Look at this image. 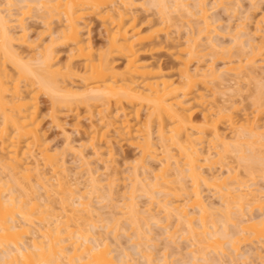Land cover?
Returning a JSON list of instances; mask_svg holds the SVG:
<instances>
[{
  "label": "bare ground",
  "instance_id": "1",
  "mask_svg": "<svg viewBox=\"0 0 264 264\" xmlns=\"http://www.w3.org/2000/svg\"><path fill=\"white\" fill-rule=\"evenodd\" d=\"M18 1L22 4L17 2L21 5L18 6L17 4V11L14 9L16 4L13 0L0 1V148L2 149L0 151V264H128L130 261V255H128V252L124 251V249L123 251L120 250L122 252L121 256L119 255V260L117 259L118 257L115 258L111 254V243L107 240V238L102 237L101 234H99L100 232L97 233L98 231H94L97 226L93 225L94 229L91 227L92 229L88 228L84 232L81 231V224L90 225L89 221L98 222L102 212L100 211L101 213H99L96 211L93 208L91 201L87 200L92 193L89 195L86 192L88 194L86 199V195L82 192V189H79L82 194L78 195L77 200L71 202L70 197L79 193L77 188L80 187L77 185L82 182H80L78 176V178L72 179V177H70L71 175L67 173L66 167L61 159L62 155L58 157L59 155L56 152L54 153V151L52 152L51 150L50 152L47 145L44 144V141L42 142L43 139L39 131L40 121L38 118L39 98L43 93L50 98L52 104L51 108L53 111H55L57 109L56 107L59 106H65L69 110L73 111L74 109H79L83 105L91 106V103L95 105L99 104L100 106L98 110H96L98 112L97 115L100 114V120L98 119V121H100L99 126L103 124L105 125V129L102 128V132L94 131V133H92L89 140L90 145L94 146L97 143V138L100 137L101 139L107 135L106 133H111V130L109 132L106 131V127L110 128L109 126L111 125V127H114L116 128L115 130L119 131L117 135L121 134L120 136L126 138L125 141L127 140L131 146H134L140 152V157H136L138 159L135 158L136 161L134 160L133 165L136 163V167L138 163H143L145 166H148L149 164L147 161L149 160L146 161L148 158L150 160H156V158L160 156L159 154H161L158 152V149H160L158 145H160L163 150L161 151L160 149L163 154L162 159L160 158L162 165L161 167L159 166V169L155 172V177L163 182L161 183L157 179L155 180L156 183L155 181H152V185H149L151 182L147 180V177H141L137 173L136 167L134 166L136 174L134 175L132 172L134 175H132L133 185L131 184L132 189L129 191L133 194V196H130L131 194H127L129 196L126 198L129 200H126L127 202L124 201L123 205L125 206L120 208L124 209L123 211L121 210V217L122 215H126L125 217H127V220H131L130 225L134 226L139 232H142L144 229L141 228V224L139 223L140 217L142 221L148 219V215L150 214L149 212L152 209L150 210V207L148 206L149 208L145 209L150 210L149 212H147V210H144L145 212L139 211L142 209H138L139 206L137 205V202H135L137 199L134 201V197L135 193L141 189L145 192L146 190L144 189L147 188L146 183L149 182L148 187L152 186L151 191L149 190L150 187L147 189L149 192H152L154 189V192H157V189L159 191L162 187H160L161 184L164 186L162 189H166V192L169 187L171 190H175L174 187L184 189L183 191H185V193H182V196L186 194L185 196L188 197L185 199L186 203L183 202L184 199L181 198L180 199L182 201H180L183 202V204L179 203L177 201L178 199L176 201L174 200V202L169 201L171 203H168V201L165 200L164 202H160L163 203L160 204L163 208L161 206L160 207L163 209L162 211L166 213V215H164L168 221L170 218L175 217L176 224L186 226V228L185 226L183 227L184 230L186 229L187 231L186 235L190 236L193 240L198 238L197 247H200L199 244H201V246L204 245L201 247L202 250L204 247H211L213 248L211 252L218 251L217 254L220 253V255H226L225 250L227 248L224 249V247H226L224 246L226 243L229 246L227 247L230 249V251L228 249L226 252L235 253L240 249V244L242 243L250 242L253 244L255 241L259 242L264 240V212L260 213L258 216H247L246 214V212H248L246 209H264V185L260 186L256 184V182L251 184L246 182L249 185L245 184V181L237 179L238 174H234L235 171L233 172L234 175L231 174L234 169L232 168V170L229 168L230 166H227V172L229 175L227 173L226 176H218L217 173L216 176L215 174L208 175L206 174L207 172L204 171L205 168L211 169L214 163L216 164L219 162L220 158L228 153L235 154V156L237 155L236 157H238L240 161H243L244 164L249 162L250 164L246 163L245 165L248 172H253L256 169L254 165L259 164L258 160H262L264 158H259V155L261 154L260 151L264 153L262 149L264 148V129L261 130L264 128V121L262 120V123L259 119V116L264 113L259 114L264 111V108H262L264 107V102H262L264 96L262 95V101L259 100L260 97L257 102L255 101L256 104L259 102L262 104L256 105L258 106L257 109L259 113L255 110V112L258 113H255V115H258V121L262 124L258 122L255 123L257 118L255 119V117H253L255 120H252L249 116H247L248 118H242L243 120L240 119L241 121L239 126L236 125L237 123H234L236 121L233 116V112L235 110L233 109H235L238 105L228 107L220 105H218L220 106L218 107L217 104L215 106L210 105L208 106L209 108H206V110L202 113V119L198 122L193 118V112H188L189 107L187 104H191L190 101L192 100L199 106H204V104L208 103L207 94H205L207 86L212 82L213 84L216 83L214 81L221 78V74H219L221 70H218V75L217 69L213 67L214 64H211L213 66L209 67L197 65L193 70L191 69V63L196 58H200V55H203L200 54L199 48L201 47V39L205 37L206 40H210V43L212 44L211 32L212 30H215L216 27L215 25L214 27L213 24L218 22L215 18H213V21L209 20L211 18L208 15V9H206L203 5V0H199L200 3L202 2L201 4L197 0L198 4L196 5L198 8L195 7L196 5H193V8L192 6H189V4V7H187L188 2H186V4L184 3L186 0H172L174 1V8L177 10L180 9V14L184 12L183 14L185 16L187 14L189 18L191 17V20H195L196 18L193 17L197 16V20L200 21V25H198L197 29L194 27L193 29L191 28L194 25H191L190 28L189 26H186L188 27V39L186 38L187 41L184 45H180L182 43L178 44L179 42L173 43V39H170L168 33L165 37L161 38V34L166 30L165 24H169L171 22L173 23L177 18L173 16L174 12L171 14V11L174 9L168 10L169 7H167L166 3L169 0H154L157 2V16L159 14L161 18H157L158 21L156 19L153 20V17L150 15L152 18H143L144 20H142L141 23H139L138 16L133 14L134 10H132L136 4H139L136 0H33V2L35 1L38 6L37 9H40L42 12L41 14L47 19V23H49V21L52 22L54 19L62 22L60 24L61 26L59 25V27L55 30V35H53L54 33L52 32L53 36H51V39L49 40L50 42L48 44H44L43 48L38 47L41 50L38 51L37 55H35L36 57L34 56L33 58L30 56L28 57V60L23 59L22 56H20L21 52L19 51V53L16 51L12 43H14V40L16 41V39H21L24 43H26L25 39L27 33L25 31L27 28L24 27V21H26L25 19L27 15L32 13L31 9L34 3L32 2V5L30 0ZM151 3L153 4V1H151ZM36 4L34 5L35 7H37ZM145 4L146 3H144V6ZM190 8H192V10ZM193 9H197L195 14L193 13ZM88 15L96 16L98 20L102 22V26H104L106 29L105 31L107 32V46L100 48L98 51L95 50L90 38H85L83 34L85 20ZM261 17L262 19H260V21L262 20L264 22V14ZM14 27H20V30L22 29V33H16ZM177 27L179 28V25ZM48 28L51 29L50 25ZM16 34L18 36H16ZM215 42L212 45L208 43L210 45V47H208L210 49L218 47ZM238 42L239 40H236L237 45L240 44ZM252 42H249L250 46ZM27 44L29 45V42ZM55 44H61L68 48L69 52L66 51L69 53V56H67L68 60H66L68 62L65 64H60L58 60H56V53L54 50ZM201 44L203 47L202 42ZM204 44L205 47L206 43ZM262 46L264 47V43ZM262 46L259 48L262 49ZM252 47L254 48V46ZM251 51H254V53L251 52L254 56L256 51L252 49ZM161 52H165L167 55L173 57L174 61L177 63L176 70L175 68L173 69L172 66L167 69L163 64L156 63L157 55L159 53L161 54ZM251 56L246 58V61L243 60V58H240L238 61H230L231 63H227L228 65L225 64L227 65V67L224 65L225 73H229L230 78H234V76H236L235 80L237 77L239 78V76L240 79L241 76H250L252 79H255L258 76L257 73H253L252 69H250L251 71L249 70V72L248 68H246L248 64L251 65V63H256L254 59L256 54L254 57ZM117 58L124 59V65L121 69L117 67ZM74 59H81L80 62H82L81 65L83 70L79 69V71L77 69L75 63L73 62ZM9 63L12 65L11 69L7 66ZM243 63H246L247 65L244 64V66ZM224 71L220 73H224ZM230 74L234 76H231ZM244 74L246 75L244 76ZM223 76H225V74ZM76 79L80 80V82L77 81L78 84L75 82ZM228 79L229 78L224 80ZM222 80L223 79L221 78L220 83H224V80L223 82ZM217 81L219 82V80ZM135 103H138L139 105L134 109V112H132L134 113L133 116L136 118L140 117V109L142 106L146 108L148 113L146 115V121L144 120L145 124L142 126L140 122L139 127H137V129L135 127L134 130L131 126L133 123L130 124L131 121L128 116H131L132 114H127L125 111L127 106L125 104L134 106ZM111 104L116 106V112L113 114L109 111V108H112L110 107ZM260 108H262V110ZM121 112L124 117L120 115L123 119H121V122L119 121V123L117 116L120 117L118 114ZM53 118H55V116H53ZM225 119L232 126H238V128L235 126L237 131H234L236 133H234L235 136L233 134L234 137L232 136V139L229 138V140H226L227 138H225V135H222L219 127L220 121L226 122ZM135 122H137V120ZM153 124L156 127V133L159 139V141H156H158L157 143L159 144L153 142L152 139L153 129L151 127H153ZM97 126V124L96 126L94 125V130ZM207 136L212 138L208 139L212 140V146L217 155H219V159L217 160L214 156H212L213 154L210 153L212 146L209 149L210 151L207 149L208 152L203 150L205 147L203 143H205L204 141L207 139ZM66 137H68V135ZM69 140L70 139L68 137V141ZM68 145L73 148L70 142ZM79 146L78 148H80ZM35 147L38 152L33 150ZM109 148H112L113 150V147L110 146ZM6 150L7 154H4L3 152ZM175 151H178V155ZM113 153L111 151L108 155L113 157ZM94 155H98V152ZM85 158H87L86 155ZM24 159L26 160L25 163ZM172 161H174L175 168L172 169L173 174L170 173L171 178L173 179L169 180V167H171ZM262 161L264 162V160ZM40 163H43V166L47 165L46 168L49 166V172L53 170L52 177L55 183H48V181H51L52 179L46 176V172L41 171L42 168L45 167H41L42 164L40 165ZM85 163L88 165V162ZM252 164L253 166H251ZM87 165L85 164V166ZM88 167L89 166L86 167L88 171H85L81 166L84 173L86 172L85 174L88 173L89 175V178L87 177L90 183L88 184V187H91V191H96L99 189L100 181L97 178L98 175L96 176L93 169H91L92 167ZM81 168L79 173H81ZM141 168L142 167H140V169ZM253 168L254 170L252 171ZM1 169H3L5 173L7 171L9 176H6L9 179L4 180ZM146 170L144 171V174ZM33 173H36V176L33 175ZM255 174V171L254 174H251L253 178L256 177L254 176ZM173 176L178 178L175 177V180ZM183 176L186 178L184 179ZM188 177L191 180L189 182L192 183L191 191H189L190 187L188 189L187 184H185ZM230 177L233 178L231 181ZM111 180L112 179H110V182ZM113 180L115 181L114 178ZM146 180L147 182L145 183ZM157 181L159 182L158 184ZM171 181L174 183L176 182V185L178 186H170L172 183ZM9 182L15 183L14 185H16V187L12 186ZM113 183L114 182L109 183V185L111 184L112 186ZM202 184L212 186V188L214 187L216 194L219 193L220 198L223 201L220 207L217 206L219 209L217 207H212L203 201V193H201L200 189ZM255 184L257 187H255ZM68 185H71L72 188ZM64 186H68L69 190L64 191L63 188L66 189ZM73 186L77 187V190L73 191ZM156 186H159V188H156ZM38 187L43 190V194H41L42 190L39 194L36 192L39 191L36 190ZM137 187L138 190H136ZM162 191H159V193ZM149 192L145 193L151 196V193L149 194ZM154 192H152L151 197L153 198V201L157 198H154ZM114 193L117 194L118 192L114 191ZM178 193L179 192H177V195H179ZM31 194L34 195L32 198H30ZM54 194L58 197H53V199L59 198V201L57 202L62 207L61 210L63 212H61L63 214H61V212L57 213L60 210H55L52 205L53 200L50 198L55 196ZM95 194L98 193L96 192ZM170 195L174 194L171 193ZM180 196L181 195H179V197ZM162 200H164V198ZM39 201H43V204H40ZM150 203L152 204V202ZM188 205L195 210L198 209L197 211L200 214V223L198 225L195 222L196 216L194 217L193 215L195 212L193 211V213L192 210L187 209ZM222 210L223 212L221 214L220 211ZM141 213H144L145 215L147 214L148 217L143 216ZM219 214H221V217L223 216V221H220L223 227L222 230L219 231V233L221 232L220 234L217 233V230H215V227H220L218 226V221L221 219H217L216 217ZM150 215L153 218L155 213L154 215L153 213ZM236 216H238V218ZM142 217H146V219H143ZM209 219H211V224H209ZM119 221L120 220H118V222ZM37 222H39L40 226ZM147 222L148 221H146L145 224H147ZM231 224L235 225V228L237 227L236 232L233 231V235H230L227 231L228 226ZM36 225L38 226L36 227ZM178 225H176V227H178ZM73 228H76L77 231ZM197 228H199L200 231H198ZM184 230L183 232H185ZM115 231L117 232V230L114 229V233ZM138 231L137 233L140 234L141 232L139 233ZM146 233L148 232H145V234ZM170 234H173V232ZM22 235H28L30 237H28L27 240H22ZM113 237H115V235ZM138 237H142V235H138ZM225 239L226 241H223ZM193 240H191V242ZM195 240L194 243L196 242ZM194 243L192 245L196 246V243ZM192 245L190 244L189 247H192ZM262 247H264V244ZM199 249H197L198 252H202L204 254V251ZM141 250L142 249L139 251ZM146 251H148V249ZM190 251H193L192 255H195L194 257L197 256L196 254H193L195 249ZM258 251L259 250H257V252ZM241 252L239 253L240 255L242 254ZM231 253H229L230 255L227 254L229 255V262L228 260L225 261V258L223 259L224 261L221 262L222 258H220V256L218 257V260L216 258L218 264H237V261H235L234 258L236 254H232V257ZM151 255L148 254L146 258L147 264H153V260L151 261ZM258 255L259 252L257 253V256ZM262 256L258 257L262 259L264 257ZM191 257V262H193V256ZM244 257L240 256V259H243ZM248 258L247 254V258H244V260H246H243V264H249L250 258ZM197 260L199 259H195L196 263L192 264H197ZM250 263L252 264V262Z\"/></svg>",
  "mask_w": 264,
  "mask_h": 264
},
{
  "label": "rangeland",
  "instance_id": "2",
  "mask_svg": "<svg viewBox=\"0 0 264 264\" xmlns=\"http://www.w3.org/2000/svg\"><path fill=\"white\" fill-rule=\"evenodd\" d=\"M0 1L2 2L3 0H0ZM30 1H31V3L33 2V0H30ZM35 1H37V0H35ZM35 1L33 2L34 5L36 4ZM136 1H137V3L139 2V4L141 6L139 4H136V6L134 7L136 10L133 8L132 10H134V13H133V11H132V13L136 14V16H138L139 23H141V21L144 20L146 17H150V18L153 17V20H155V19L157 20V18H161L159 16V14L157 16L158 9H156V7H157V2H155L156 0L155 1L151 0V1H153V4L151 3L150 0H136ZM166 1H168V0H166ZM13 2L16 4V6H14V9H15V11H17V8H18L17 4L20 3V1L13 0ZM173 2L174 1L169 0L166 3V5H167V7H169L168 10L174 9V10L171 11V14L174 12L173 16H175V18L176 17L177 18L175 19L176 21L173 22L174 24L172 22L169 23L170 25L169 24H165L166 25L165 29L167 30V32L165 30L164 33L161 34V38L165 37V35H167V33H168L170 39L171 38L173 39V43H176V42L178 43L179 42L178 44L182 43L180 45H184V44H186V41L188 39L187 38L188 37L187 28L188 27H186V26H189V28H190L191 25H194L191 28L193 29V27H194L195 29H197L198 25H200V21L197 20L198 19L197 16L193 17L191 15L193 18H196L195 20L194 19L191 20L192 18L191 17L189 18V16L187 14H186V16H187L186 17L183 14L184 12H182L180 14V12H181V11H179L180 9L179 10L175 9L174 8L175 6H173V4H174ZM186 2H188L187 3V7H189V6L193 7V5L195 6L196 4H198L197 0H186L184 3L186 4ZM33 3H32V5H33ZM144 3H146L145 6H144ZM149 3H150V5H149ZM154 3H155V5H154ZM199 3H200V1H199ZM20 4H22V3H20ZM20 4H18V6H21ZM188 4H189V6H188ZM34 5L32 6V9H31L32 13H29L30 15H27V17L25 19L26 21H24V27L27 28L26 31H25L27 34L24 32L27 35L26 36L27 40L25 39L26 43H24V41L21 40V39L20 40L16 39V41L14 40V43H12L13 46H14V49H16V51H18V52L19 51L21 52V53L19 52L20 56H22L23 59H27V60H28V57H30V56L34 58V56L38 54V51L41 50L39 48H43L44 44H46V43L48 44L50 42L49 40L51 39V36L55 35V33H54L55 30L59 27V25L62 22V21L54 19L52 22L49 21V23H47V19L41 14L42 13L41 10L37 9L38 8L37 4H36L37 7H35ZM203 5H204V7L206 9H208V15L211 18L209 20L213 21L214 20L213 18H215V20L217 19L216 21H218L217 23L215 22V24H213V26L215 25L216 27L214 26L215 30H212V32H211V35H212L211 40H212L213 43L216 41L215 43L217 44L216 46H218V47H215V49L214 48L210 49L209 48L210 45L208 43H210L211 41L210 40L207 41L205 37L202 38L201 39L202 41H200V46L201 47H199V48H200V54H203V55L202 56L200 55V58L198 57L199 60H198V58H196L191 63V69L193 70L195 68V66H197V65L204 66V67H209V66H213L211 64H214L213 67H215L217 69V74H218V72L220 70H221L220 72L224 71V69H225L224 67L225 66L227 67V65L229 63H231L230 61H232V62L233 61H238L240 58L241 59L243 58V60L246 61V58H248L249 56L252 55L251 52L254 53V51H251V49H252V50L256 51L255 52L256 57H254L255 54H254V56L252 55L254 57L256 63L255 62H254L255 64L251 63V65L250 64L247 65L246 63H243V65L246 64L247 65L246 68H248V71L250 69H252L253 73L254 72L257 73L258 76L256 75L257 77L255 79H252L250 76H249L250 78L248 76L247 77H242L241 76V79H240V76H239V78L237 77L236 80H235L236 76L230 74L231 76H234V78L233 77L230 78L229 73L227 74V72L225 73V71H224V73H220L219 72V74H221L220 77L223 80L227 79V78H229V79L228 80H224V83H220L221 78L217 79V80H219V82L217 80H215L214 82H216V83H214V84H213V82L210 83L209 84L210 86L208 85L207 89L205 91V94H207L206 96H207V99H208L207 100L208 103L204 104V106H201V105L199 106L198 104H196L191 99L192 100V101H190L191 104H187V106L189 107L188 108V112L189 111L193 112V114H192L193 118L195 119V121L198 122V121H200L202 119V115H203L202 113L206 110V108H209L208 106H210V105L211 106L212 105L215 106L217 104V106L220 105V106H224V107L225 106L228 107V106H232V105H234V106L238 105L237 106L238 108L236 107L237 108L236 109L234 107L235 109H233V110H235V111L234 112L232 111L234 119L236 121L234 123H237L236 125L239 126L240 125L239 124L240 121L243 120L242 118H246L247 116H249L252 120H255L257 118L256 119L257 121H255V123L258 122V123L262 124L263 121H264V113H263L264 111H262L260 113L258 112V109H257L258 106H256V105H259L260 102L257 103V104H256V102L258 101L259 97L261 98V99L259 98V100L262 101V99H263L262 95L264 96V47L262 46L263 43H264V24H263L264 22L262 20H261L262 22L260 21V19H262L261 16L264 14V0H203ZM195 7H197V5ZM190 9L192 10V8H190ZM38 10L40 11V15H39V11ZM196 10H194V12H193L194 14L196 13ZM178 11H179V13H178ZM43 14H44V12H43ZM180 16H184V17H180ZM86 18L87 19L85 20L83 34H84L85 38H87V37L90 38V40L92 41V43L94 45L95 50L98 51L100 48H104L105 46H107L106 43H108V42H107V35H106L107 32L105 31L106 29L104 28V26H102V22L100 20H98V18L96 16H94V15H90L89 16L88 15ZM183 18H184V20H183ZM178 19H179V21H178ZM86 21H87V24H86ZM190 21L192 22V24H191ZM177 24L179 25V28L177 27L178 26ZM49 25H50V28L52 30L48 28ZM167 25H168V27H167ZM260 28H261V30H260ZM14 30L16 31V33H22V29L20 30V27H18V28L14 27ZM189 31H190V29H189ZM52 32L54 33L53 35H52ZM186 33H187V35H186ZM16 36H18V35L16 34ZM238 37H239V39H238ZM250 38L252 39L253 42L251 41ZM203 39H205V40H203ZM213 39H214V41H213ZM215 39H217V40H215ZM235 39L237 41L239 40L238 43H240V44L237 45ZM19 41H21L22 43L19 42ZM28 42H29V45L27 44ZM170 42H172V41H170ZM201 42L203 43V47H202ZM249 42H252L251 46H250ZM204 43H206L205 47H204V45H205ZM219 45H221V46H219ZM259 45L262 46L263 48L260 49ZM252 46H254V48ZM206 48H208V49H206ZM201 49H203V50H201ZM54 50H55V53H56L55 54L56 55V60H58V62L60 64H63V63L65 64L66 62H68V61H66V60H68L67 56H69V53H67V52H69L68 48H66L64 45H61V44H59V45L55 44L54 45ZM117 60H118L117 61L118 62L117 63V67L119 69L123 68L124 59L117 58ZM80 61H81V59H74L73 60V62L75 63V66L77 67V69L78 70L79 69L83 70L82 69V65H81L82 62H80ZM156 63L163 64L167 69L171 68L170 66H172L173 69L175 68V70H176V67H177V65H176L177 63H176V61H174L173 57L167 55L165 52H161V54L159 53L157 55ZM9 64L7 66H8L9 69H11L12 65L11 64L9 65ZM225 64H227V65H225ZM224 74H225V76H223ZM245 75L246 74H244V76ZM253 78H254V76H253ZM237 79H239V80H237ZM223 80H222V82H223ZM77 81L80 82V80L76 79L75 82H77ZM78 82L76 84H78ZM220 84H222V85H220ZM262 102H264V99H263ZM125 105L127 106V107L125 106L126 107L125 111L127 112V114H130V113L132 114L131 116L128 115L129 116V120L131 121L130 124L133 123L131 125L132 129L134 128V130H135V127L137 129V127H139V123L140 122H141L140 124L143 126L145 124L146 119H147L146 115H147L148 111L146 110V108L144 106H142L141 109H140L141 110L140 111V115H139L140 117L136 118L135 116H133L134 113H132V112H134V109L139 104L135 103L134 106L133 105L129 106V104H125ZM260 105H262V104H260ZM51 106H52V104H51L50 98L43 93L40 96V98H39V118H38V120L40 121L39 131H40V133L42 135V139H43L42 142L44 141V144L47 145L49 151L51 150L52 152L54 151V153L56 152L59 155L58 157H60L62 155L61 159L63 160V163H64V165L66 167L67 173L69 175H71L70 177H72V179L79 177L78 179H80V182H82V183H79L81 185L78 184L77 186H79L80 188H77V187L73 186L72 190L75 191V190L78 189L77 191H79V189H82V192L86 195V199L88 197V194L90 195V193H92L90 195V197H88L87 200L91 201V204L93 205V208L96 211H98L99 213L102 212L101 215H100L101 217L99 218L100 220L98 222L95 221L96 224H95V222H90V221H89L90 225L89 224H81L80 227H81V231L82 232L86 231L88 228H91V227L94 229L93 225L97 226V228L94 231L95 232L98 231L97 233L100 232L99 234H101L102 237L107 238V240L111 243V246H110L111 254L115 258L118 257L117 259L118 260L120 259L119 255L121 256V252L123 251V249H124V251L128 252V255H130L129 256L130 261L128 262V264H147L146 258L148 256V254L151 255V252H152L151 261L153 260L152 261L153 264H164V263L165 264H190L191 258H192L191 256H193V259H192L193 262H191V264L192 263H196L195 259H199V260H197V264H215V263L218 264L217 260H218L219 256H220V258H222L221 262L224 261V260L225 261L228 260V262L230 261L228 258H229V255H230L229 253H231V252H228V253L226 252L229 249L228 248L229 246H228L227 243H226V245H224V246H226V247H224V249L227 248L225 250L226 255L229 254L227 256L225 254L224 255L223 254L220 255V253L217 254L218 251L217 252L216 251L215 252L214 251L211 252V250H213V248H211V247H209V248H205L204 247V249L202 250L201 247L204 246V245L201 246V244H199L200 247H197L198 246L197 245L198 244L197 243V239L198 238H195L196 240L194 239L196 241L195 242L196 244H195L194 240L191 239L190 236L186 235L187 231H186V229L184 230V228H183L185 225L176 224L175 217L170 218L169 221L166 218V216H165L166 213L164 211H162L163 209H161L162 206L160 205V204H163V203H160V202L161 201L164 202L166 200V201H168V203H171L169 201L174 202V200L176 201L178 199L177 201L179 203L183 204V202H185V199L188 198V197L185 196L186 194L184 195L185 197L182 196L183 195L182 193H185V191H183L184 189H180L178 187L181 190V194H180V190L178 188L174 187L175 190H173V189L171 190L170 187L169 188L166 187L167 188V192H166V189H162V187H164V186L161 184L160 187L162 186L161 189L163 191L161 189L159 191H162L163 194H162V192L159 193L158 189H157L158 193L154 192L155 189L152 191V192L155 193V197L154 198L157 197V198H159L161 200L156 198V200L154 199V201H155L154 202L153 198H151L152 197V192L147 191V189H149V187H150V186L148 187V183L151 182V183H149V185H152V181L154 182L155 180L158 179L157 177H155V174H156L155 172L159 169V166L161 167V165H162V162H161L160 158L162 159V155H163L162 152H161L163 150L161 149L160 145H158V146L161 149V151H160V149H158L159 150L158 152L161 153V154H159L161 157L158 156L156 158V160H150L148 158V159H146V161L149 160V161H147V163L149 164L148 166H145L142 163L144 165V167H143L142 164L138 163L137 167H136L135 166L136 163H135V165H133L134 164V160H135L136 157H140V155H139L140 152L137 150V148H135L134 146H131L127 142V140L125 141L126 138L120 136L121 134L117 135V133H119V131L115 130L116 128L111 127V125L109 126L110 128L106 127L107 129H109V130L106 129V131L109 132L111 130L110 131L111 133H106L107 135L104 136L105 138L104 137L101 138V139H100V137L97 138V140H96L97 143L94 146L90 145L89 140H90V137H91L92 133H94V131L102 132L101 130L105 129V125H103V124L100 125L101 127L99 126L100 121H98V119L100 120V118H99L100 114L97 115L98 112L96 111V110H98V108L100 106L99 104L95 105V104L91 103V106L90 105L89 106L88 105H86V106L83 105L79 109H74L73 111L69 110L65 106L56 107L57 111L56 110L53 111ZM220 106H218V107H220ZM110 107H112V108H109V111H111V114L116 112V106L114 104H111ZM229 108H232V107H229ZM262 108H264V107H262ZM262 108H260V109L262 110ZM260 109H259V111H260ZM67 110H68V112H67ZM255 110H257V112L259 114L263 113V115L261 114L259 116V119H260V121L262 123L258 121V115L257 116L255 115V113H257V112H255ZM107 113H110V112H107ZM118 115L119 116L120 115L123 116L122 112L119 113ZM53 116H55V118H53ZM121 116L120 117L117 116L118 122L119 121L121 122V119H123V117H124V116L123 117H121ZM253 117H255V119H253ZM136 120H137V122H135ZM226 122H227V120H226ZM226 122L225 121H223V122L220 121L219 127H220V130H221L220 132L222 133V135L223 136L225 135V138H227L226 140H229V138H231L233 136V134L235 132H237L236 131V127L238 128V126H236V125L232 126L229 122H227V123ZM94 123H96L98 125L97 128L95 127V130H94V125L96 126V124H94ZM112 126H114V125H112ZM230 126H231V128H230ZM151 128L153 129V130L151 129L152 130V134H153L152 135L153 142L157 143L159 141V139H158V136H157V133H156V127L153 124V127H151ZM263 129L264 128H262L261 130H263ZM133 132H135V131H133ZM235 134H234V136H235ZM67 135H68V137L70 139L69 141H68V137H66ZM107 136H108V138H107ZM211 137H213V136H211ZM208 138H210V136L209 137L207 136V139H205V141H204L205 143H203L204 146H205L204 147L205 149L203 148V150L205 152L206 151L208 152V150L213 145L212 140H210L212 138H210V139H208ZM123 140H124V142H123ZM156 140H158V141H156ZM69 142L71 143L73 148H71L68 145ZM83 143H84V145H83ZM110 143H111V145H110ZM157 144H159V143H157ZM78 146L80 148H78ZM110 146L113 147V150H112V148H109ZM158 146H157V148H158ZM0 147H1V142H0ZM207 147H209V148H207ZM35 148L33 150L38 152L37 148L36 149ZM211 149L212 150H211L210 153L213 154L212 156H214L216 158V160L219 159L218 158L219 155H217V153H216L215 149L213 148V146H212ZM262 149L264 151V148H262ZM1 150L2 149L0 148V151ZM96 150H98V151H96ZM173 150H176V149H173ZM80 151H82L83 153L80 152ZM109 151L110 152L112 151V153L114 152L113 153L114 154L113 157L108 155L110 153ZM96 152H98V155H94ZM107 152H109V153H107ZM3 153L7 154V150L4 151ZM175 153L178 155V151H175ZM260 153H261L260 155L258 153H256V154L259 155V158L260 157L263 158L264 157V153L261 152V151H260ZM34 154H36V153H34ZM85 155H86L87 158H85ZM107 156H109V157H107ZM236 156H235V154H232V153L231 154L230 153L225 154V156L223 155L224 158L222 157L223 159L220 158L219 162H217L216 164L214 163V165H212L211 169L210 168H207V169L205 168L204 171H206L207 172L206 174H208V175L215 174V176H216V173H217L218 176H226V174L228 173L227 169L230 166L229 168H231V169L233 168L234 169V170L232 169L233 171H232L231 174L232 175H234V174L237 175L238 174L239 176L237 175V177H238L237 179H241L242 181H245L244 182L245 184H248V183L251 184L253 182L254 183L256 182V184H258L260 186L261 185L263 186L264 185V178H263L264 177V166H263L264 162L262 160H264V158L262 160L261 159L258 160L259 161L258 163L261 164V165H259V164H255L254 165L256 169L254 170V168H253L252 171L253 170L255 171L256 174L254 176H256V177L253 178V176L251 174H254V171L253 172H248L247 168H245L246 163H248V164H250V163L246 162L244 164V162L240 161L238 159V157H236ZM215 158H212V159H215ZM136 159H138V158H136ZM28 160H30V159H28ZM25 162H26V160L24 159V163ZM85 162H88V165ZM262 162H263V164H262ZM41 164H42L41 167H45V168H42L41 171L46 172L45 173L46 176L48 178L52 179L51 181L49 180L50 182L48 181V183H55V181L53 180V177H52L53 176V170H51V172H49L50 171L49 170V166H48V168H46L47 165L43 166V163H40V165ZM85 164L87 166H89V167H92L91 169H93V171L95 172L96 176L98 175L97 178L99 179L100 182H99V189L96 190V191L95 190L91 191V187H88L89 186L88 184H90L89 183V179H88L89 175H88V173L85 174L86 172L84 173V170L88 171L86 169L87 166H85ZM81 166L84 168V170H82L83 168H81ZM134 166L136 167L137 173L141 177L142 176H144V178L147 177V180H149V182H147V180L145 181V183L147 182L146 183L147 184V188H145L144 190H146L145 191L146 193L147 192H149V194L151 193V196H150V195L146 194L140 188L141 190L137 191L135 193V197L136 198L134 197V201L137 199L135 202H137V205L139 206L138 209H142L143 210V211L142 210H139V211L145 212L147 210V212H149L152 209L149 213L150 214L153 213V215L155 213V216L153 218L151 217V215L149 213H148L149 217L147 216V214L145 215L144 213H141V214H143V216L148 217V219H146V217H144V218L142 217L143 219H146V220H143V221H142L141 217L139 219V223L141 224V228L142 229L144 228L142 230V232L141 231L140 232L144 233V234H141L137 229H135L134 226L130 225L131 224L130 223L131 220H129V219L127 220V217H125L126 215L125 216L122 215V217H121V214H120L124 210V209H120V208H123V206H125V205H123L124 201L127 202L129 200L126 197L131 194V192H129V191H130V189H132L131 188V184L133 185V176L136 174V172L134 171V168H135ZM251 166H253V164ZM140 167H142V168L140 169ZM80 168H81V173H79L80 172ZM145 168L148 169V170H146ZM174 168H175L174 161H172V165H171V167H169V171L170 172L169 171H167V172H169V174L170 173L173 174V170L172 169H174ZM145 170H146V172L144 174ZM115 171H116V173H115ZM1 172H2V176H4V180L9 179L6 176V175H8L7 171L5 173L3 171V169H1ZM48 172H49V174H48ZM132 172H133L134 175L132 174ZM233 172H234V174H233ZM114 173H115V175H114ZM171 174L168 177L169 180L173 179V178H171ZM33 175L36 176V173H33ZM228 175H229V173H228ZM82 176H84V177H82ZM175 177H174V179H175ZM183 177H184V179L186 178L185 176H183ZM113 178L115 179V181L113 180ZM176 178H178V177H176ZM110 179H112L113 181L111 180V182H110ZM184 179H183V181L185 182ZM232 179L233 178H231L230 181ZM159 181L161 183L163 182L162 180H159ZM189 181H191V180L188 177V180H186L185 184H187L188 189L190 187L189 191H191V186H192L191 184L192 183L189 182ZM112 182H114L113 183L114 186L113 185L111 186V184L109 185V183H112ZM171 182L172 183L170 184V186H173V185L178 186V185H176V182L175 183L173 181H171ZM246 182H248V183H246ZM9 183H11L12 186L16 187V185H14L15 183H12V182H9ZM155 183H156V181H155ZM158 183L159 182L157 181V184ZM68 186H71V185H68ZM68 186H66V187L64 186L66 189L63 188V190L64 191L65 190L66 191L69 190ZM179 186H180V184H179ZM138 187H139V185H138ZM138 187H137L136 190H138ZM151 187L149 189L150 191L152 189ZM200 187H201L200 188L201 189V193H203L202 194L203 201H205L206 204L208 203V205H210L212 207H217V206L220 207L222 205L223 201L220 198L219 193L216 194V190H215L214 187L212 188V186H207L206 184H202ZM255 187H257V185ZM71 188H72V186H71ZM89 188H90V190H89ZM156 188H159V186L158 187L156 186ZM168 189H170V190H168ZM36 190H39V191H36L39 194V192H41L42 189H40V187H38ZM86 190H88L89 192L86 191ZM110 191H111V193H110ZM112 191H113V193H112ZM114 191L118 192V193L116 194V193H114ZM176 191L179 192L178 194L181 195L182 197L181 196L179 197V195H177ZM82 192L79 191V193H76L72 197H70L71 198V202H73L74 200H77L78 195L82 194ZM96 192L98 194H95ZM140 192H144L145 194L144 193H140ZM171 193L174 194V195H170ZM41 194H43V190H42ZM127 194H129V195H127ZM157 194L158 195L160 194V195L158 196ZM54 195L55 196H52L50 198L51 200H53L52 201L53 204L52 203L51 204L53 205L55 210H60L59 212H57V211H55V212L60 213L62 211L61 210L62 207L57 202V201H59L58 200L59 198H57V199L54 198L53 199V197H58L56 194H54ZM30 196H31L30 198H32L34 195L31 194ZM130 196H133V194H131ZM163 198H164V200H162ZM170 198H171V200H170ZM180 198L184 199L183 202H181L182 200ZM42 202L43 201H39L40 204H43ZM150 202H152V204ZM156 202H158V203H156ZM188 207H189V205H188ZM188 207H187V209L192 210V212L193 211L195 213L197 212L196 214L193 212L194 213L193 215H194V217L196 216L195 217L196 218L195 222L198 225L200 223V219H199L200 218V214L197 211L198 209L195 210L194 208H191V206L189 208ZM222 207H224V206H222ZM145 208H149L150 210L145 209ZM220 209H222V208H220ZM249 210L250 209H248V210L246 209V211H248L250 213L249 214L248 212H246L247 216H251V215L258 216L260 213L264 212V209L260 210L258 208L257 209L256 208L251 209L250 210L251 212ZM233 211H234V209H233ZM62 212H61V214H63ZM220 212L222 214L223 210L220 211ZM112 214H113V219H112ZM217 214H218V212H217ZM221 214L216 216L217 219H221V220L218 221L219 224L216 221L218 226H220L219 228L215 227V230H217V233H219V231L222 230V228H223L221 223H220V221H223V219H222L223 216L221 217ZM119 216H120V218H119ZM219 217H221V218H219ZM236 217L238 218V216H236ZM154 218H156L158 220H156ZM112 220H114V221H112ZM118 220H120V221L118 222ZM198 220H199V222H198ZM144 221L145 222L148 221L147 224H145ZM210 222H211V219H209V224H211ZM70 223L72 224L71 221H70ZM37 224L39 225V222H37ZM116 224L119 227H117ZM128 224H129V226H128ZM38 225H36V227ZM176 225H178V227H176ZM231 225L228 226L227 231L230 233V235H233L234 232H236V230H237L236 228L237 227L235 228V225H233V224H231ZM179 226H182V227H179ZM185 228H186V226H185ZM73 229L76 230V228H73ZM114 229L117 230V232L115 231V233H114ZM183 230L185 232H183ZM197 230L200 231L199 228H197ZM137 231L140 234H138ZM144 231L148 232V233H146L148 235H146ZM171 232H173L174 235L170 234ZM114 235H115V237H113ZM138 235H140V236L142 235V237H138ZM22 237H23V238H21L22 240L23 239L27 240V238L30 237V236L22 235ZM170 237H172V238H170ZM191 240H193V241L191 242ZM223 241H226V239L223 240ZM262 241H259L261 243H259L258 241H257L258 242L257 243L255 241V242H253V244L250 243V242H245V243L240 244V249H239L240 251L238 250L235 253L234 252L231 253V255L232 254H236L234 256L235 261H237L236 263L237 264H243V262L246 260V259L244 260V258H247V254H248V257L250 258V259L248 258L249 259V264H251L250 262H252V264H263L264 262H262V261H264V259H263L264 258L263 257L264 256V247H262V246L264 244V240H262ZM193 243L196 246L192 245ZM190 244L192 245V247L191 246L189 247ZM196 248L197 249L200 248L199 250L204 251V254L202 252L199 253ZM140 249H142V250L139 251ZM147 249H148V251H146ZM193 249H195V251H196V252L194 251V253H193V254L197 255L196 257H194L195 255H192L193 251H190V250H193ZM120 250H122V251H120ZM257 250H259L258 251L259 252L258 256H262L263 255L262 256L263 258L261 257L262 259H260L257 256V253H258ZM229 251H230V249H229ZM246 251H247V253H246ZM240 252L242 253L241 255L239 254ZM216 254H217V256H216ZM144 256H146V257H144ZM240 256L241 257L246 256V257H244L243 259L242 258L240 259ZM232 257H233V255H232ZM216 258H217V260H216ZM219 262H220V260H219Z\"/></svg>",
  "mask_w": 264,
  "mask_h": 264
}]
</instances>
